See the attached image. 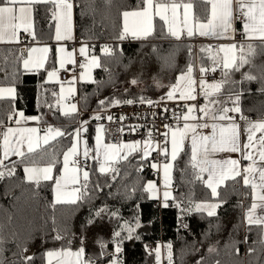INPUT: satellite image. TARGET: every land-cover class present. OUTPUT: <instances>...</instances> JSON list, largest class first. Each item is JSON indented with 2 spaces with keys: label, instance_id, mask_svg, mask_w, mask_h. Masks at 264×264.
Wrapping results in <instances>:
<instances>
[{
  "label": "trees",
  "instance_id": "16d2710c",
  "mask_svg": "<svg viewBox=\"0 0 264 264\" xmlns=\"http://www.w3.org/2000/svg\"><path fill=\"white\" fill-rule=\"evenodd\" d=\"M187 2V0H186ZM194 14L203 19L207 5L202 0H191ZM77 37L88 44L90 50L98 55L101 63L111 70L109 73L101 68L95 70V81L102 83L78 84L79 108L82 111L98 110L113 104L115 101L152 100L157 98L156 85H175L180 74L186 71L189 64L211 68L212 60L208 52H201L191 42L176 41L168 36L163 24L156 21L154 33L143 41H136L129 36L123 40L116 37L122 31V12L131 11L140 5V0H74ZM51 5H37L34 11V43H52L55 22L51 16ZM241 29L240 23L237 24ZM259 46L260 42H254ZM104 45L115 46L116 55L105 57L101 52ZM191 46V54L189 52ZM171 53V67H163L160 59L153 52ZM21 46L0 47V87L14 86L15 100H0V117L7 122L8 114L13 109L23 111L26 116H36L44 122L47 113L51 122L59 124L67 133L73 132L78 121L77 114L64 116L57 104L58 85L47 83L45 75L55 60V51L51 52L46 67L38 72H25L22 61H19ZM122 49V53L121 50ZM252 72L259 76L264 72V52L257 48ZM26 53V52H25ZM247 67L243 71H247ZM240 73L234 74L239 80ZM132 79L138 82L151 81L152 85L144 90L121 89L120 85ZM155 83V85H154ZM264 82L254 81L237 85L246 89L241 98L244 115L254 119L264 118V93L259 89ZM86 97L87 103L84 102ZM53 104L49 108L47 104ZM105 101V105L99 103ZM72 137H59L37 153L15 161V174L0 179V239L4 241L0 259L4 264H25L23 255H31L27 264H46L48 250L71 248L78 250L83 246L85 257H97L101 251L100 243L107 245L105 251H115L114 232L119 231L127 221L139 227L133 232V239L124 240L122 251L118 254L121 264H156L155 254L148 249L161 246L162 262L167 264L166 249L163 245L171 243L174 264H264V234L255 225H244V210L251 202L250 188L241 186L240 181H228L218 192L219 200L226 201L216 210L213 217L206 213H181L172 200L169 207H163L159 200L149 198L143 187L152 180V158L140 159V154H133L127 160L116 165L119 174L115 180L114 173L101 174L95 164H91L89 198L77 204L55 203L53 199V180L41 181L37 187L34 182L26 180L24 166L46 165L47 157L41 159V152L55 150L59 156L56 170L61 169L62 155L71 146ZM190 153L188 149L180 153L174 162L173 196L179 199L182 195L194 202L212 200L211 191L201 181H195L192 169L186 166ZM13 163L8 166L11 167ZM143 165V171H138ZM180 169H185L181 176ZM54 170L55 176L57 171ZM99 184V188L95 187ZM111 185V187H109ZM133 189L135 191L133 192ZM138 206V207H137ZM100 217L96 211L105 208ZM116 212L117 216L110 213ZM181 225H187L182 227ZM59 234L63 239L54 240ZM122 235H127L122 232ZM139 236V239L135 237ZM247 237V242H245ZM154 244V248L150 245ZM27 248V252L23 249ZM214 251L209 252L208 249ZM239 248V254L236 253ZM249 249H254L251 253ZM111 259L105 256L100 264Z\"/></svg>",
  "mask_w": 264,
  "mask_h": 264
},
{
  "label": "snow or ice",
  "instance_id": "6c2138e0",
  "mask_svg": "<svg viewBox=\"0 0 264 264\" xmlns=\"http://www.w3.org/2000/svg\"><path fill=\"white\" fill-rule=\"evenodd\" d=\"M110 2V0H109ZM208 7L206 15L203 19L198 18L193 13V3L191 0H140V5L131 11H123V28L120 34L116 37L117 40L123 41L130 34L134 39L145 38L153 32V20L159 17L161 21L167 25V32L177 40L181 39V34L185 33L187 37L191 38L199 35L200 37H207L212 39H227L232 41L226 45L217 46H202L201 52H208L209 58L212 60V67H205L201 65L199 72L201 73L199 81L193 76L194 66L189 64L186 71L182 72L175 85L171 86V90L167 92V99H179L182 101H195L198 96H202L205 100L204 105L185 104L187 109L185 113L177 116L173 114L176 121V127L165 125L169 131L163 133L165 136V146L160 147V154L166 158L170 155V162H165L162 165L163 171V191L162 203L163 207H169L168 201L171 199L173 204L180 209L181 213L190 214L206 213L207 216H215L216 210L221 207L226 201L219 200L220 193L218 189L225 184L226 181H238L242 179L245 187H250L252 192L253 203L245 213V223L249 228L252 225L260 227L262 234H264V120L252 121L243 114L241 107V98L246 89L237 85H244L246 82L254 81L264 82V72L259 76L252 72L255 67L254 59L258 55L257 48L264 52V0H202ZM51 5V16L56 21L55 24V40H73V8L74 0H0V43H20L21 30L32 39H35V32L33 30V13L37 5ZM183 10L182 13L180 10ZM169 13L171 14L169 16ZM191 16V21H190ZM133 18V24L129 25V18ZM180 19L182 27L177 29L176 22ZM237 22L241 23V29L237 30L235 25ZM239 35L240 40L236 37ZM259 41L257 46L254 41ZM215 47V56L211 52ZM48 53L49 48H27L22 49L19 61H22L25 72L33 69L39 70L45 67V60L43 57L33 58L35 52ZM62 53L58 58L60 69H65L66 64L77 65L74 58L75 50L68 52L65 47L61 46L57 50ZM122 53V49L120 50ZM25 52L27 56L25 57ZM101 52L105 57H113L116 55L117 48L115 46L104 45ZM153 52L160 59L163 67H171L173 56L171 53L162 54L159 50L153 49ZM191 54V46H189ZM88 48L86 44H82L79 48L80 56L85 58V63H79L81 69H87V73L82 72L78 79L80 81L87 80L97 84L102 81H94L91 76V69L101 68L109 73L111 77V70L101 63L100 57L92 55L88 58ZM223 56L220 57V54ZM219 57V59H217ZM219 67L222 79L213 83H207L205 74L209 71L215 72ZM247 67V71H243ZM66 70V69H65ZM239 72L241 78L234 79V74ZM58 71L53 68L47 71L48 81L56 80ZM77 77L73 76L71 80L66 81L70 86L65 90L64 85L61 84L60 93L53 92L52 95L57 97V104L60 101L67 99L64 95L67 91L68 96L75 93V88L71 85L76 81ZM132 83H137L133 80ZM183 85V86H181ZM197 85H199V92H197ZM264 93V86L259 89ZM16 89L14 86L0 87V100L16 98ZM178 94V96H177ZM214 97V98H213ZM84 102L87 103L86 97ZM134 101L127 100L123 103L132 104ZM47 104V101L45 100ZM101 105H105L104 100H100ZM116 104L122 103L115 101ZM140 103H145L144 98L140 99ZM151 106L152 101H147ZM51 109L53 104H47ZM165 112L168 109H164ZM77 113V104L72 103L66 110L62 109V115L70 116ZM15 118L16 127L5 125L4 121L0 120V131L2 136V156H0V179L4 177V169H7L8 176L15 174V162L9 167L5 164V160L10 156L21 157L22 160L30 154L37 153L43 146H46L50 141L58 137H72L71 146L63 153L62 168L56 170V165L60 162L59 156L52 150L48 152L43 150L41 152V159L47 157L48 162L43 167L35 166L33 161L32 166L25 165L24 172L26 179L34 182L38 187L41 180L54 182L55 203L77 204L86 198H89V183L90 171L88 169L87 160L93 159L99 165L98 171L101 174H107L109 171L114 173L112 179L115 180L116 175L119 174V168L116 165L121 160H127L128 156L134 152L140 151V145L143 143L144 148L141 152L140 159L147 160L150 156L149 146L153 144L151 138V130H149L148 139L141 141H134L122 144H106L104 143V126L99 125L96 128V148L95 155H89V148L87 141L83 140L84 163L81 166V161L78 159L80 155L79 145L82 142V133L88 131L85 126L88 121L81 120L80 127L75 128L73 132L67 133L60 128L52 126L43 129V137H41V129L37 127H23L29 119H39L26 117L23 111L13 109L8 115V120L11 122ZM104 117L97 114L93 119L101 120ZM107 119L111 121L112 116ZM123 119V117L121 118ZM183 120L182 126L180 121ZM243 122V129L240 122ZM210 129V133L204 130ZM135 130V128L133 129ZM260 133L257 136V133ZM170 133L171 151L167 147L168 136ZM246 139L242 142L241 136ZM43 142V144L41 143ZM186 142H190L189 159L186 166L192 169L193 179L201 181L210 189L212 200L194 202L189 197L182 195L179 199L173 196L170 189L173 185L172 172L174 169V162L178 160L180 153L185 152ZM27 146L26 151L22 148ZM124 155H119L120 153ZM239 153V159L231 157L227 159H217V153ZM247 161V164L242 163ZM143 165H140L138 171H143ZM150 167L157 170L161 169L158 163H151ZM54 170L57 171V177L54 178ZM185 169H180L181 176H183ZM207 178L205 179V175ZM71 190H69V186ZM95 187L99 188L97 183ZM111 187V185H109ZM135 189H133V192ZM143 191L149 195V198H160V188L155 181H149L143 187ZM138 207V206H137ZM260 213H257V209ZM106 211L101 208L96 211V216L100 217ZM111 216H117L118 213H110ZM139 220H136L135 226L129 222H125L119 231L114 232L115 251L108 253L105 251L107 245L100 243L101 251L97 257H85V249L83 246L78 250L72 251L71 248H61L59 250H48L46 252L47 264H53V259L56 264H100V261L109 256L108 264H121L119 253L122 251L121 244L124 240L133 239V232L136 227H139ZM187 227V225H181ZM126 232L127 235H122ZM139 239V236L135 237ZM54 240H61L59 234L53 237ZM247 242V237H245ZM264 242V241H262ZM4 241L0 239V245ZM166 249L167 264H174L172 244L168 243L162 246ZM236 253L239 254V248H236ZM27 252V248L23 249ZM149 254H155L156 264H161L162 254L161 246L155 249H148ZM209 252L214 251L213 248L208 249ZM254 249H249L251 253ZM3 249L0 248V254ZM21 259L27 264L32 260L31 255H23ZM0 264L4 261L0 259ZM197 264H203V259L197 261ZM217 264L219 262L217 261Z\"/></svg>",
  "mask_w": 264,
  "mask_h": 264
},
{
  "label": "built area",
  "instance_id": "2783aa9c",
  "mask_svg": "<svg viewBox=\"0 0 264 264\" xmlns=\"http://www.w3.org/2000/svg\"><path fill=\"white\" fill-rule=\"evenodd\" d=\"M237 40H240L241 37L237 35ZM183 42H191L196 45L206 43L208 45L217 46L215 42H203V41H183ZM215 51V47L213 50ZM77 61V65L67 67L66 70H62L59 73V78L62 83H66L71 78V74H74L78 77L82 73V69L78 66L79 63H82L83 58L79 55L75 57ZM212 67V66H211ZM200 76L197 77V81H199ZM222 79V75L219 67L215 72L209 71L205 74V80L207 83H213ZM197 92H199V85H197ZM77 101L79 103V96L72 99L68 97L64 100L65 104H71L72 102ZM149 100H145V103H140V100L134 101L132 104L127 103H119L113 104L98 110H90V111H82L79 108V114L82 116H86L88 123L85 126H99L103 125L106 133V138L111 144H121L128 143L134 141H145L148 139L149 130H151V138L153 144H158L160 147L165 146V136L163 133L168 132L169 130L165 128V125H171L175 128L176 121L174 119L173 114L175 113L177 116L185 113L187 109L184 105L187 104H196L201 105L204 101L202 96H198L195 101H182L177 99L169 100L167 96L157 97L152 99L151 106L147 103ZM164 109H168L167 112ZM101 115L104 118L101 120L93 119L95 115ZM108 116H112L113 119L109 121L107 119ZM123 117V119H121ZM14 119L10 122V124H14ZM183 120L180 121V125L182 126ZM48 126H42V129H46ZM53 127V126H52ZM135 128V130H133ZM168 146V144H167ZM160 147L154 151L153 158L158 164H162L165 161V156L160 154ZM81 161V166H83L84 159L78 158ZM87 164L90 167L92 164L91 159L87 160ZM152 178L156 179L160 182V171H153ZM160 202V201H159ZM155 245L151 244L150 248H154Z\"/></svg>",
  "mask_w": 264,
  "mask_h": 264
},
{
  "label": "crops",
  "instance_id": "0c3cea01",
  "mask_svg": "<svg viewBox=\"0 0 264 264\" xmlns=\"http://www.w3.org/2000/svg\"><path fill=\"white\" fill-rule=\"evenodd\" d=\"M133 18L132 17H130L129 18V20L131 21ZM156 21H160V19L159 18H157V17H155L154 18V20H153V25H154V28H153V32H152V34L154 33V29H155V24H156ZM54 22H55V24H56V21L54 20ZM238 23H240V22H237L236 23V25H235V27H236V29L237 30H240V29H238ZM72 25H73V36H74V39L73 40H63V41H56L55 40V26H54V35H53V40H52V43H34L32 40V37L31 36H28L26 33H24L22 30H21V32H20V43H0V47H2V46H21V47H23V48H25V49H27V48H33V47H35V48H43V47H48L49 48V52L48 53H42V52H35V53H33V58L35 59V58H40V57H43L44 58V60H45V67H46V65H47V63H48V60H49V58H50V55H51V52L54 50L55 51V60H54V62H53V64H52V68L51 69H49V70H52L53 68H55L57 71H58V77H57V79H56V81H58V82H60V78H59V73H60V71H62V70H64V69H60V67H59V62H58V58L61 56V55H63L62 53H59L57 50H58V48L59 47H61V46H63V47H67V51L68 52H71L72 51V47H74V49H75V53H74V58L78 55L77 54V46H78V44H79V41H81L78 37H77V34H76V20H75V6H74V8H73V20H72ZM122 25H123V17H122ZM130 25V24H129ZM240 25H241V23H240ZM33 30H34V32H35V26H34V13H33ZM151 34V35H152ZM129 36V35H128ZM129 37H131V36H129ZM134 39V38H133ZM175 40H177L176 38H174ZM135 40V39H134ZM203 41V42H215L216 44H217V41H213V39L212 38H210V40H206L204 37H200L199 35H197V36H194V37H191V38H189V37H187L186 36V34L185 33H182L181 34V39H179V40H177V41ZM220 40H222V41H229V40H227V39H220ZM82 42V41H81ZM254 42H259L258 40L257 41H254ZM83 43H85V42H83ZM86 44V43H85ZM207 45L208 46V44H206V43H202L201 45ZM88 45V44H87ZM90 49V48H89ZM27 56V52L25 53V57ZM80 56V55H79ZM218 59H219V57H217ZM73 64H66L65 65V69L67 68V67H70V66H72ZM44 67V68H45ZM22 68H23V64H22ZM44 68H42V69H39V70H36V69H33L32 71H29V72H38V71H40V70H43ZM23 70H24V68H23ZM72 76H71V78H70V80L72 79V77L73 76H75L74 74H71ZM76 77V76H75ZM79 77V76H78ZM78 77H77V79H76V83L77 84H79L80 83V80L78 79ZM47 73H46V75H45V81L47 82ZM53 82L55 81V80H52ZM53 82H47V83H51V84H54ZM60 83H62V82H60ZM57 85V84H56ZM16 95V94H15ZM63 102H64V100H63ZM65 104V103H64ZM205 104V100L203 101V103L201 104V105H204ZM245 116H247L248 118H250L252 121H259V120H264V118H260V119H254V118H252L250 115H245ZM7 123H8V121H7ZM9 123H10V121H9ZM241 123V125H242V129H243V122L241 121L240 122ZM51 126H53L54 127V125H51ZM87 127V129H88V131L85 133V138H86V140L88 141V144H89V147H90V152H89V155H90V157L91 156H94L95 155V152H94V150H95V148H96V139H95V137H96V128H97V126H93V125H90V126H86ZM1 131V130H0ZM206 133H210V129H205L204 130ZM170 134V133H169ZM104 143H106V144H111V143H109L108 142V140H107V138H106V133L104 132ZM260 135V133L258 132L257 133V136H259ZM59 138V137H58ZM57 139V138H56ZM55 139V140H56ZM246 139V137L243 135V133H242V136H241V140H242V142L244 141ZM54 140H52V141H50V143L51 142H53ZM168 141H169V143H168V149H169V147H170V136H168ZM128 143H130V142H128ZM122 144V143H121ZM88 147V148H89ZM143 148H144V145H143V143H141V145H140V151H137V152H134V153H132V154H130L129 156H131V155H133V154H135V153H137V154H140L141 155V152H142V150H143ZM157 149V147H156V144H152V145H150L149 146V151H150V154H152V157H153V153H154V151ZM185 149H188L189 151H190V146H189V144L187 143L186 144V146H185ZM169 153H170V149H169ZM119 155H124V153L122 152V153H120ZM0 156H2V151H0ZM128 156V157H129ZM239 156H240V154L239 153H228V152H223V153H217L216 154V157L215 158H217V159H227V158H229V157H231V158H233V159H239ZM17 160H19V159H16L15 157H12V158H9V159H7V160H5V164L6 165H9V164H11V163H13V162H15V161H17ZM91 161H92V163L93 164H95L96 165V167H97V170H98V168H99V165L96 163V161L95 160H93V159H91ZM242 163H244V164H247L248 162L247 161H243ZM45 166V165H44ZM37 167H42V166H39V165H37ZM25 173V172H24ZM53 175H54V177H57V176H55V172L53 173ZM205 175V179L207 178V174L205 173L204 174ZM160 176H161V173H160ZM25 177H26V175H25ZM239 179V181H240V184H241V186H244L243 185V182H242V179H240V178H238ZM27 180V179H26ZM41 181H43V180H41ZM228 181H232V180H228ZM228 181H226L225 182V184L228 182ZM224 184V185H225ZM224 185H222L221 187H223ZM173 186V185H172ZM71 185L69 186V190H71ZM220 187V188H221ZM219 188V189H220ZM250 188V187H249ZM218 189V190H219ZM173 190H174V188L172 189V192H173ZM210 190V189H209ZM250 191H251V188H250ZM250 194H251V202L249 203V206L247 207V208H245V210H244V223H245V213H246V211L250 208V206H251V204L253 203V198H252V192H250ZM53 199H54V201H55V194H54V189H53ZM171 200V199H170ZM160 203H162V197L160 198ZM163 204V203H162ZM260 209L258 208L257 209V213L259 214L260 213ZM74 251H76V250H74ZM45 262H46V264H47V257H45ZM53 264H56V260L55 259H53Z\"/></svg>",
  "mask_w": 264,
  "mask_h": 264
},
{
  "label": "rangeland",
  "instance_id": "374dc122",
  "mask_svg": "<svg viewBox=\"0 0 264 264\" xmlns=\"http://www.w3.org/2000/svg\"><path fill=\"white\" fill-rule=\"evenodd\" d=\"M182 9L180 10V12L182 13ZM193 13H194V7H193ZM171 14L169 13V16H170ZM157 18H159V17H157ZM190 21H191V16H190ZM160 22L163 24V26H164V28H165V30H166V32H167V25H165L164 24V22L163 21H161L160 20ZM129 24H130V26L133 24V19L130 21L129 20ZM176 27H177V29H179V28H181L182 27V24H181V21H180V19L178 18L177 19V22H176ZM167 34H168V32H167ZM129 36H131L130 34H129ZM150 36H152V35H149V36H147V37H145V38H141V39H135L136 41H143V40H146L147 38H149ZM168 36H170V37H172L171 35H169L168 34ZM130 38H132V37H130ZM173 39L175 38V37H172ZM207 41L208 40H210V38H207V37H204ZM177 41V40H176ZM213 41H217V45H226V44H228V43H231L232 41H222V40H217V39H213ZM209 42V41H208ZM82 44H85V43H83V42H81V41H79V44H78V46H77V54L78 55H80L79 54V48L82 46ZM193 45H194V47L195 48H197L198 47V45H196V44H194V43H192ZM87 45V44H86ZM204 45V44H203ZM204 46H207V45H204ZM87 48H88V58L90 59L91 58V56L92 55H95L90 49H89V46L87 45ZM66 49H67V47H66ZM73 50H75L74 49V47H72V51ZM210 55V54H209ZM211 55L212 56H215L216 55V53H215V51H212L211 52ZM95 56H97L98 57V55H95ZM223 56V53H221L220 54V57H222ZM82 57V56H81ZM83 58V61H82V63H85L86 61H85V58L84 57H82ZM218 59V58H217ZM72 66H74V65H72ZM199 68H200V64L199 63H196V65L194 66V71H193V76H194V78L195 79H197V77L198 76H201V73L199 72ZM97 68H93V69H91V76H92V78H93V80L95 81V70H96ZM82 72H84V73H87V69H82ZM80 76V75H79ZM132 79H129V80H127V81H125L124 83H122L121 85H120V88L121 89H138V90H144L146 87H148V86H150V85H152V83H153V80H151V81H142V82H138L137 81V83H132ZM47 82H53V81H48L47 80ZM61 82V81H60ZM60 82H58V81H54L53 83L54 84H57L58 85V95H59V93H60V87H61V84H63L64 85V88H65V90L70 86L68 83H60ZM80 83L81 84H89V83H94V82H88L87 80H85V81H80ZM154 85H155V83H154ZM72 87H74L75 88V93L73 94V95H71V96H68V93H67V91H65V93H64V95L66 96V97H70V98H72V99H74V98H76L77 97V95H78V91H77V89H78V84L76 83V81L71 85ZM171 86L172 85H168V84H163V85H156V97H163V96H167V92L168 91H170L171 90ZM181 86H183V85H181ZM177 96H178V94H177ZM214 98V97H213ZM72 103H76L77 104V113H75V114H77V119H78V121H77V123H76V128H79L80 127V121L81 120H86L87 121V119L85 118L86 116H82V115H80V114H78L79 113V103L77 102V101H74V102H72ZM71 103V104H72ZM71 104H64V102H63V100L62 101H60L59 102V104H58V108H59V111L61 112V114H62V109H64V110H66V109H68L69 107H70V105ZM12 112V111H11ZM9 115V114H8ZM73 115V114H72ZM26 116V115H25ZM26 117H31V118H38V117H36V116H26ZM0 120H1V117H0ZM3 121V120H2ZM7 121H8V123L7 122H5L4 121V123H5V125H8V126H12V127H16V125H15V122H14V124H10L9 123V120H8V116H7ZM14 121H15V118H14ZM51 125H54V127L55 128H60L61 126L59 125V124H54L53 122H51V115H50V113L48 114L47 113V115H46V119H45V121L44 122H42V121H40V119H29L26 123H24L22 126L23 127H29V128H31V127H37V128H40L42 131H41V133H40V135H41V137H43V129H42V126H51ZM61 129V128H60ZM1 131L2 130H6V129H0ZM86 133V132H85ZM85 133H82V142H81V144L79 145V152H80V155L78 156V158H83L84 159V157H83V150H84V145H83V140H86V138L84 137L85 136ZM169 136H170V134H169ZM87 141V140H86ZM41 143L43 144V142L41 141ZM189 144V146H190V142H186V144ZM0 144H2V136H0ZM87 146L89 147V144H88V141H87ZM26 149H27V146L25 145L24 146V148H22V150L23 151H26ZM89 149H90V147H89ZM169 149H170V151H171V144H170V147H169ZM0 151H2V149H0ZM67 151V150H66ZM31 155V154H30ZM12 157H15L16 159H22L21 157H18V156H10L9 158H12ZM148 158H152V154H150V156L148 157ZM62 161H63V155H62ZM153 162H155V163H158V162H156L154 159H152V161H151V163H153ZM165 162H170V155H169V157H167V158H165V161L162 163V164H160L161 165V169H160V173H161V176H160V182H158L156 179H152V180H149V181H155L156 182V184H157V186L160 188V198L162 197V191H163V187H162V185H163V171H162V165L165 163ZM35 166H37V165H35ZM42 167L44 166V165H41ZM61 168H62V165H61ZM153 169V168H152ZM87 170V169H86ZM153 170H155V169H153ZM157 171V170H156ZM54 176V175H53ZM172 177H173V172H172ZM54 178H56V177H54ZM148 181V182H149ZM172 189H173V186H172V188L170 189V191H172ZM172 194H173V192H172ZM160 198H156V200H160ZM244 225L247 227V225H246V223H244ZM162 262V261H161ZM106 264H108V263H106Z\"/></svg>",
  "mask_w": 264,
  "mask_h": 264
}]
</instances>
